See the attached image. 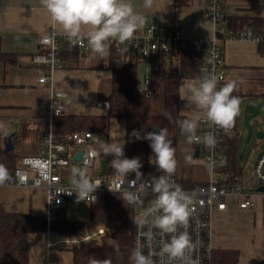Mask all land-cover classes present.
I'll return each mask as SVG.
<instances>
[{
    "label": "crops",
    "instance_id": "0c3cea01",
    "mask_svg": "<svg viewBox=\"0 0 264 264\" xmlns=\"http://www.w3.org/2000/svg\"><path fill=\"white\" fill-rule=\"evenodd\" d=\"M205 1L191 0L187 6H176L175 0H154L152 7L146 8L144 0H132L136 11L145 17L146 25L157 24L169 29L176 28L194 38L209 39L213 36V25L204 15ZM219 2L228 25L232 28H241L243 25L237 22L235 26H231L229 23L231 19L264 18V0H219ZM247 27L249 24L242 28ZM51 32L64 35L59 27L52 26L39 0H0L1 49L14 58V61L0 63V143L5 151V139L12 137L14 148L6 151L12 152L15 156V165L11 169L20 166L24 157L39 153L42 133L48 126L47 109L53 88L69 93L71 110L68 115L106 116L108 114V110L101 104L108 101L112 89V73L97 68L99 59L106 62L108 58H100L90 51L65 47L62 54L65 68L54 72L53 84L38 81L41 76L47 75L48 71L34 65L31 57L40 50L41 36ZM224 59L225 82L234 80L238 85L233 95L238 96L240 100L248 95L264 97V44L225 40ZM140 65L143 74L138 72V81L140 88H143L145 76L150 72V65L144 60H141ZM254 86L259 90H253ZM195 111L196 109L191 111L189 117ZM232 127L225 135L227 156L229 151L227 142L232 138L230 136ZM122 132L126 133V122L113 119L108 134H98L102 135L104 141L112 142V139H121ZM123 140H126V135L123 136ZM178 140L176 151L178 163L175 173L180 177L181 186L194 188L205 184L209 180L207 167L205 166L206 172L197 169L195 174L194 169H188L189 163L185 162V156L191 155L193 161L199 157L195 156L196 151L194 149L193 152V145L187 142L186 137ZM259 142L262 144L264 141L259 140ZM96 147L100 153L99 158L93 169H87L88 174L110 175L111 156L105 158L107 165L105 169L100 173L95 172L100 168V159L104 156L99 145ZM236 161L237 167L241 170L236 179L240 180L244 168L239 162L237 148ZM73 166L84 168L79 162H74L63 170L64 178L68 182L71 180ZM229 167L232 176L235 177L231 165ZM253 176L247 178L245 183L251 184ZM186 182L190 186H186L184 184ZM253 201L255 203L253 209L242 210L239 208V200L232 197L229 198L224 212L214 213L212 222L214 264L223 252H238V264H259L264 261V194H256ZM0 204L7 212L31 214L34 217L46 218L48 222L56 214H60L69 222H86L90 218L92 206L85 201L75 200L63 208L56 207L49 212L46 192L24 187H1ZM103 228L105 229L104 226ZM103 228L92 231L93 235L98 236L97 238L101 237L104 233ZM99 229H102V233L98 232ZM84 232L87 230L79 233ZM62 236L74 237L50 229L31 234L28 264H73L71 250L74 248L72 247L80 245L83 241L80 242L79 236L74 238Z\"/></svg>",
    "mask_w": 264,
    "mask_h": 264
},
{
    "label": "built area",
    "instance_id": "2783aa9c",
    "mask_svg": "<svg viewBox=\"0 0 264 264\" xmlns=\"http://www.w3.org/2000/svg\"><path fill=\"white\" fill-rule=\"evenodd\" d=\"M204 15L213 25V36L209 39L194 38L176 28L169 29L157 24H144L136 33L134 39L125 44H121L118 41H109V55L104 58L107 59L111 54H116L128 59L130 53H136L141 60L150 65V61L158 56H176L186 50L202 49L204 50L205 58L197 78L214 74L219 81L218 86H222L226 80L225 40L261 44L264 43V28L257 29L250 26L247 28L230 27L219 0H206ZM65 47L90 51L86 41L80 45L73 46L65 34L60 35L56 32H51L41 36L40 50L31 57L34 65L43 67L48 71L47 75L39 78L38 81L40 83L53 84L54 72L65 68L62 57ZM141 91L147 97L153 95L150 72L145 76ZM68 100L69 93L67 91L52 89L47 109L48 126L42 133L39 153L35 156L24 157L20 166L11 170L7 169L10 178L4 185L0 186V188L24 187L44 190L49 212H52L56 207L63 208L69 202L77 200L75 193L72 195L60 193L70 187V182L64 178L63 170L73 163L72 158L79 151H82L79 163L87 167V169H93L100 154L96 146L99 145L97 138L102 139L101 134L76 131L68 132L59 137L55 133L54 123L57 118L68 115L71 110V104ZM101 106L107 110L110 107L108 101L102 103ZM208 132H212L216 137L214 148L206 147L202 142H194L193 144L195 151H198V157L203 156L204 164L209 171V180L205 184L188 188L181 186L180 177L175 173L170 181L179 184L185 191L196 193L193 204L195 211L186 230L193 241L198 242L193 252V258L198 259L199 264H214L215 248L212 230L214 213L224 212L227 209L229 198L232 197L239 200L240 209H253L255 207L253 197L256 194H264V192L257 191L258 188L264 187V152L256 163L251 184L243 183L238 179H234L230 172L229 160L225 149V130L216 128L211 123L202 122L197 135L203 137ZM124 154L126 156L125 147ZM209 165H212V167L210 168ZM149 175L158 176L160 173L156 168H150L147 169L145 178H148ZM90 177L93 180L102 182L95 192L96 201H87L91 205L97 203L101 192L121 194L123 191L121 180L113 174V169L110 175L98 174ZM134 178V173L129 174L126 177L124 187H127V182ZM151 200L152 197L149 195L145 199V203H150ZM132 208L135 216L144 212V210H138V207ZM181 230L185 229L182 228ZM160 239L161 237L157 233L152 245L153 250L156 252L160 248ZM138 243L144 245V251L147 254L148 245L144 232L134 226L133 248ZM154 260L156 264H162L159 256H155Z\"/></svg>",
    "mask_w": 264,
    "mask_h": 264
},
{
    "label": "clouds",
    "instance_id": "9594fccd",
    "mask_svg": "<svg viewBox=\"0 0 264 264\" xmlns=\"http://www.w3.org/2000/svg\"><path fill=\"white\" fill-rule=\"evenodd\" d=\"M153 3L154 0H144V7L150 8ZM39 4L52 26L59 27L73 46L86 41L90 52L100 58L109 55V41L125 44L133 40L145 24V17L136 11L132 0H39ZM218 85L217 77L209 74L190 79L179 86V99L196 109L190 117L178 122L189 144L202 142L206 147H215L216 137L212 132L203 137L197 135L202 122L225 131L234 125L240 110V98L233 95L238 87L237 82L228 80L222 86ZM123 136L118 140L112 139V142L97 140L103 155L112 157L110 166L113 174L121 180L123 191L119 198L124 204L144 208V212L133 217L132 221L138 230L144 232L148 251L146 254L144 245L138 243L130 252V264H156L155 256H159L162 264H199L198 259L193 258L198 242H194L186 230L195 211L193 204L196 193L185 191L179 184L170 182L178 162L168 129H141L131 133L135 140L149 142L152 151L150 162L160 175H149L148 178L141 171L143 164L139 157L125 156ZM191 160V155L185 156L186 163ZM133 173L135 178L124 187L126 177ZM9 178L7 169L0 165V186ZM101 183L90 177L87 167L73 166L70 187L60 193H75L77 201L95 202V192ZM149 195L152 197L150 205L144 207ZM157 233L161 237L158 252L152 247ZM109 244L118 247L115 240H110ZM88 264H112V261L90 257Z\"/></svg>",
    "mask_w": 264,
    "mask_h": 264
},
{
    "label": "trees",
    "instance_id": "16d2710c",
    "mask_svg": "<svg viewBox=\"0 0 264 264\" xmlns=\"http://www.w3.org/2000/svg\"><path fill=\"white\" fill-rule=\"evenodd\" d=\"M191 0H175L176 6H187ZM238 20V21H237ZM240 22L244 27L264 28V18L231 19L230 25ZM264 44V43H261ZM205 58L204 50H186L176 56H158L150 61V78L153 95L141 91L138 81V67L141 59L138 54L130 53L128 59L111 54L108 60H98V69L112 73V89L107 98L109 102L106 116L65 115L54 123L55 133L62 137L68 132H92L107 135L113 119L126 122L125 149L128 158L139 157L146 177V169L156 168L151 162L152 151L146 140L131 137L133 130L154 131L167 128L169 139L176 148L179 142V121L188 118L195 108L181 101L178 96L179 86L187 80L197 78ZM14 61V58L1 49L0 63ZM237 120V118H235ZM143 134V132H142ZM227 131H225V135ZM228 160L235 177L241 173L236 161V138L228 142ZM15 156L0 148V165L6 169L14 167ZM183 184V183H182ZM186 186H190L187 182ZM121 194L101 192L97 203L91 206L90 218L86 222H69L56 214L50 222L46 218L31 214L7 212L0 204V264H28L31 234L46 232L48 229L59 234L78 237L80 231L105 227L101 240L91 238L80 245L73 246V264H88L90 257L110 259L112 264H130L129 255L133 248L132 207L124 204ZM103 225V226H101ZM99 226V227H98ZM95 229V230H96ZM104 229V228H103ZM94 231V230H93ZM92 232V231H87ZM79 234L78 236H76ZM65 237V236H62ZM65 237V238H74ZM100 238V237H99ZM93 240V241H92ZM115 240L118 247L109 244ZM78 247V248H77ZM238 252H223L216 259V264H238ZM264 264V261L259 263Z\"/></svg>",
    "mask_w": 264,
    "mask_h": 264
},
{
    "label": "rangeland",
    "instance_id": "374dc122",
    "mask_svg": "<svg viewBox=\"0 0 264 264\" xmlns=\"http://www.w3.org/2000/svg\"><path fill=\"white\" fill-rule=\"evenodd\" d=\"M138 68H139L138 72L143 74L142 66L140 65ZM243 87H245V86H243ZM253 90L258 91L259 88H256V86H254ZM244 95H246V92L244 93ZM255 103H259V104L263 105L262 113L259 116V118H257L255 121H253L252 124L254 126V137L249 144H246V136H247L248 131L244 127V124H243L244 110H245V107L247 105H249V104L255 105ZM258 132H264V97H257V96L253 97L250 95L244 96L240 100L239 114H238L237 120H235L234 125L231 129V135H230V136H232V138H236V141H237L238 159H239L241 166L244 168L243 175L240 178L241 182H243V183H245L247 181V178L249 179L254 175L256 163H257L258 159L260 158L262 151H263L260 148V144H259L260 142L256 137V134ZM179 136H180V138L185 137L184 133L181 130H180ZM192 145H193V152H194L195 146L193 143H192ZM105 158L106 157H104V156L101 157L100 168L96 169V171H95L96 173L102 172V170L105 169V167L107 166ZM187 167H188V169L191 168V170L194 169V171H193L194 174H195V171L197 169H199L200 172L201 171L206 172L205 171L206 167H205V164L203 161V156H200L199 158L195 159V161L191 160V162L189 163V165H187ZM195 181H199V180H195ZM149 204L150 203H145L144 207L149 206ZM138 210L143 211L144 208L138 207ZM96 228H94L93 230H95ZM93 230H87V231H93ZM98 232L102 233V229H99ZM79 234H77L76 236H78ZM93 237L97 238L98 236L93 235L92 232H84L83 234L79 235L78 239L80 240V242L81 241L84 242V241L91 239ZM101 238L102 237H100L98 239H94V240L100 241Z\"/></svg>",
    "mask_w": 264,
    "mask_h": 264
},
{
    "label": "water",
    "instance_id": "95a60500",
    "mask_svg": "<svg viewBox=\"0 0 264 264\" xmlns=\"http://www.w3.org/2000/svg\"><path fill=\"white\" fill-rule=\"evenodd\" d=\"M263 105L262 104H249L245 107L244 116H243V124L244 127L247 129L248 133L246 136V144H249L254 136V126L253 121H255L261 115ZM256 137L260 141H264V132H258ZM13 142L12 137H7L5 139L4 149L5 151L13 150ZM260 148L264 150V142L260 144ZM82 151H79L73 158L72 162H79L81 160ZM195 156L198 157V151L195 152ZM147 171V169H146ZM258 192H264V187H260L257 189Z\"/></svg>",
    "mask_w": 264,
    "mask_h": 264
}]
</instances>
